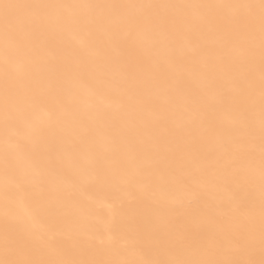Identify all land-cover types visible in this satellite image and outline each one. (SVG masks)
Instances as JSON below:
<instances>
[{
	"label": "bare ground",
	"instance_id": "bare-ground-1",
	"mask_svg": "<svg viewBox=\"0 0 264 264\" xmlns=\"http://www.w3.org/2000/svg\"><path fill=\"white\" fill-rule=\"evenodd\" d=\"M0 264H264V0H0Z\"/></svg>",
	"mask_w": 264,
	"mask_h": 264
}]
</instances>
